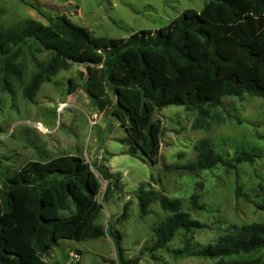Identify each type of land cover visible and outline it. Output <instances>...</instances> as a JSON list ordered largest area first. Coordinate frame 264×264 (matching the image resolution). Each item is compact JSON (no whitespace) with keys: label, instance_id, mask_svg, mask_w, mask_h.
<instances>
[{"label":"trees","instance_id":"trees-1","mask_svg":"<svg viewBox=\"0 0 264 264\" xmlns=\"http://www.w3.org/2000/svg\"><path fill=\"white\" fill-rule=\"evenodd\" d=\"M21 1L47 23L24 18L0 26V86L9 89L10 78L21 83L17 58L27 42L50 55L22 86L27 99L59 70L84 64L85 88L100 110L112 107L111 113L125 126L128 153H141L152 164L158 162L163 131L160 119L153 118L156 109L179 105L197 110L193 126L200 128L208 116L206 106H218L225 96L264 97V0H207L199 10L184 9L165 26L125 37L95 36L63 14L47 15L39 5ZM260 157L257 151L243 149L226 157L213 150L208 139H201L195 158L175 168L194 173L221 165L238 173V163ZM97 170L107 180L106 195L119 174L105 167ZM99 189L89 163L73 154L29 160L7 176L0 187V264H48L43 254L59 239L84 241L106 233L117 263L136 264L138 258H124L119 229L109 223L105 230L96 222L102 209ZM236 193L242 194L239 185ZM134 194L141 214L154 201L169 211L153 228L151 251L164 248L177 230L193 234L204 226L180 210L178 199L142 185ZM263 248L264 223L250 222L203 248L173 252L210 260L208 264H264L259 254Z\"/></svg>","mask_w":264,"mask_h":264},{"label":"rangeland","instance_id":"rangeland-1","mask_svg":"<svg viewBox=\"0 0 264 264\" xmlns=\"http://www.w3.org/2000/svg\"><path fill=\"white\" fill-rule=\"evenodd\" d=\"M27 1L42 7L47 15L67 16L95 36L125 37L140 29L165 26L184 9L199 10L207 0ZM0 9V26L24 18L47 23L45 16L21 0H0ZM49 56L34 42L25 43L17 58L21 83L10 78L9 89L0 86V187L29 160L82 156L100 182L97 200L102 209L96 222L105 230L109 223L119 229L124 258H138L136 264H208L210 260L173 251L200 249L242 224L264 223V97L225 96L218 106H206L208 116L200 128L193 126L197 110L179 105L156 109L153 118L160 119L163 131L158 162L152 164L141 153H128L125 126L111 113L112 107L100 110L85 88L84 64L71 63L41 82L31 99L23 96L22 86ZM201 139H208L213 150L226 157L241 149L257 151L261 157L238 163V173L221 165L194 173L176 169L195 158ZM98 167L119 174L106 195L107 180ZM140 185L178 199L180 210L204 226L193 234L177 230L164 248L149 250L153 228L169 211L154 201L141 214L134 194ZM236 185L242 194L237 195ZM259 254L264 257V248ZM43 258L48 264H118L108 233L84 241L61 238Z\"/></svg>","mask_w":264,"mask_h":264},{"label":"built area","instance_id":"built-area-1","mask_svg":"<svg viewBox=\"0 0 264 264\" xmlns=\"http://www.w3.org/2000/svg\"><path fill=\"white\" fill-rule=\"evenodd\" d=\"M74 256H77V255H74Z\"/></svg>","mask_w":264,"mask_h":264}]
</instances>
